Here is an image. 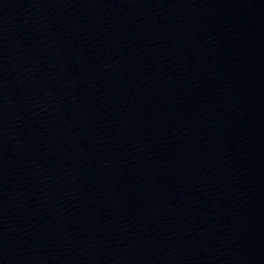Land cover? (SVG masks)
I'll use <instances>...</instances> for the list:
<instances>
[{"label":"water","instance_id":"obj_1","mask_svg":"<svg viewBox=\"0 0 264 264\" xmlns=\"http://www.w3.org/2000/svg\"><path fill=\"white\" fill-rule=\"evenodd\" d=\"M0 264H264V0H0Z\"/></svg>","mask_w":264,"mask_h":264}]
</instances>
